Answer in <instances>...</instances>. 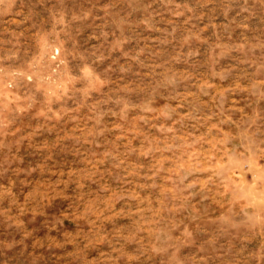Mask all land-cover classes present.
I'll use <instances>...</instances> for the list:
<instances>
[{"label":"rangeland","instance_id":"1","mask_svg":"<svg viewBox=\"0 0 264 264\" xmlns=\"http://www.w3.org/2000/svg\"><path fill=\"white\" fill-rule=\"evenodd\" d=\"M0 264H264V0H0Z\"/></svg>","mask_w":264,"mask_h":264}]
</instances>
